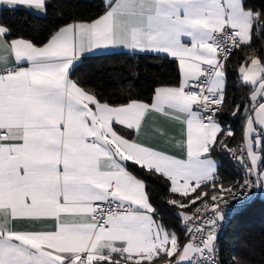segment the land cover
<instances>
[{"label": "snow or ice", "instance_id": "6c2138e0", "mask_svg": "<svg viewBox=\"0 0 264 264\" xmlns=\"http://www.w3.org/2000/svg\"><path fill=\"white\" fill-rule=\"evenodd\" d=\"M50 6L0 0L5 11L47 15ZM12 31L0 22V264H248L221 258L228 213L217 209L225 194L264 189V53L252 48L253 34L264 37V10L248 0H105L103 14L58 23L39 44ZM243 47L251 50L238 74L252 91L232 112L246 113L237 149L217 113L229 59ZM97 53L171 58L178 83L154 86L145 101L128 87L140 78L132 68L127 80L116 77L127 98L113 103L103 88L73 79ZM155 114L179 127L151 125L150 142ZM218 150L244 166L243 183L223 179ZM129 165L168 185L183 237L155 218L146 181Z\"/></svg>", "mask_w": 264, "mask_h": 264}, {"label": "trees", "instance_id": "16d2710c", "mask_svg": "<svg viewBox=\"0 0 264 264\" xmlns=\"http://www.w3.org/2000/svg\"><path fill=\"white\" fill-rule=\"evenodd\" d=\"M50 7L47 15L37 16L27 9L19 8L15 11L0 10V22L9 26L12 35L41 43L62 22H70L71 19L91 20L105 11L102 0H49ZM249 6L256 10H264V0H248ZM252 48L264 53V37L253 34ZM250 48L243 47L233 52L228 62V78L225 91V101L222 104L223 111L217 117L224 128H231L234 135L227 138L231 148L243 144V120L245 112L241 111L236 116L232 115L235 105L250 104L252 88L244 85L238 74V67L242 59L250 52ZM135 68L139 72V80L135 87H128L134 97L149 101L152 89L156 85L176 86L179 75L176 62L168 58H155L151 55L128 56L119 55H95L89 56L78 67L73 79L81 83L95 84L103 88L106 98L117 103L127 98L126 93L118 91L121 81L116 77L124 73V80L128 79L127 73ZM264 156V152H261ZM213 156L219 162V173L226 182H239V173L232 167L226 157V152L216 151ZM129 171L146 181V190L150 202L157 209L156 218L168 228L182 237V220L177 216L180 211L166 203L168 185L162 183L158 177L146 176L137 166L129 165ZM209 192L214 191L209 188ZM195 195L194 193L192 194ZM197 201V205H199ZM196 205L184 210L189 213ZM221 250V258L226 262L232 256L245 259L248 264H264V200L258 194L237 214L229 220L225 232L218 240Z\"/></svg>", "mask_w": 264, "mask_h": 264}, {"label": "built area", "instance_id": "2783aa9c", "mask_svg": "<svg viewBox=\"0 0 264 264\" xmlns=\"http://www.w3.org/2000/svg\"><path fill=\"white\" fill-rule=\"evenodd\" d=\"M240 146L241 145L234 147V148L238 149ZM226 157L229 160V162L231 163L232 167L236 170V172L239 173V176H240L239 182L243 183V180H244L245 174H246L244 166L242 164H240L238 161H234L232 159H229V154L227 152H226ZM251 179H255V177H251ZM256 188H250V189H248L247 192H244L243 189H240L239 192L236 193L235 199L230 198L228 194L224 195L223 199H224V201H226V203L221 202L217 211H220L221 209L226 210L228 213V219L226 222L223 223L222 227L219 229L218 240H219V238H221L223 236L225 229L227 227V224H228L229 220L231 219V217L234 216L235 214L239 213L244 208V206H246L254 198L255 193H256ZM249 196L251 197V199H247V197H249ZM241 201H245V202L242 203ZM193 212H194V209L191 212H189L188 214L191 215ZM206 215H211V211L209 210V212L206 213ZM197 223H198V221L196 220L195 217H193V220L189 222L188 226L195 228ZM183 226H184V222L182 221V227Z\"/></svg>", "mask_w": 264, "mask_h": 264}, {"label": "crops", "instance_id": "0c3cea01", "mask_svg": "<svg viewBox=\"0 0 264 264\" xmlns=\"http://www.w3.org/2000/svg\"><path fill=\"white\" fill-rule=\"evenodd\" d=\"M102 1H103L104 5H105V0H102ZM28 11L31 12L32 14H34V15L43 16V14L36 13V12H34L32 10H28ZM96 55H106V54L105 53H97ZM89 56H95V55H89ZM162 58H164V57L162 56ZM168 59H171V58H168ZM176 64H177V68H178V62H176ZM240 81H241V79H240ZM245 116H246V113L244 115V120H243V137H244V134H245V131H246V120H245ZM253 118H254V116H253ZM151 125H163V126H165L167 128H170V129H178L179 122L176 121V120H174V119H172L171 117H164V116H161L159 114H155L153 116L152 120L150 121V127L147 128V129H145V138L148 139L150 142H155L154 140H152V129H151ZM254 127L256 128L257 131H260V126L259 125H254ZM224 129H227V128H224ZM175 151L178 152V150H175ZM257 194H258V196H259L260 199L264 200V189H261V188H258L257 187L256 188L255 195H257Z\"/></svg>", "mask_w": 264, "mask_h": 264}]
</instances>
